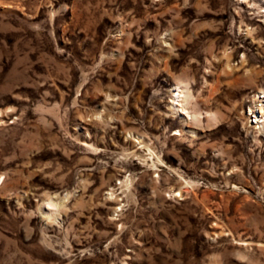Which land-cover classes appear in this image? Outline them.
I'll use <instances>...</instances> for the list:
<instances>
[{
  "label": "rangeland",
  "instance_id": "1",
  "mask_svg": "<svg viewBox=\"0 0 264 264\" xmlns=\"http://www.w3.org/2000/svg\"><path fill=\"white\" fill-rule=\"evenodd\" d=\"M0 264H264V0H0Z\"/></svg>",
  "mask_w": 264,
  "mask_h": 264
},
{
  "label": "built area",
  "instance_id": "2",
  "mask_svg": "<svg viewBox=\"0 0 264 264\" xmlns=\"http://www.w3.org/2000/svg\"><path fill=\"white\" fill-rule=\"evenodd\" d=\"M259 98H260V96H259ZM257 101H259V102H256V105L258 106V105H260V106H263V102L261 101V100H257ZM259 106V107H260ZM255 106H253V107H251V108H246V113L249 115V118H250V121L251 122H257L256 120H255V116L254 115H256L257 114V112H255V108H254ZM257 111V110H256ZM260 118V117H259Z\"/></svg>",
  "mask_w": 264,
  "mask_h": 264
},
{
  "label": "bare ground",
  "instance_id": "3",
  "mask_svg": "<svg viewBox=\"0 0 264 264\" xmlns=\"http://www.w3.org/2000/svg\"><path fill=\"white\" fill-rule=\"evenodd\" d=\"M257 110V109H256ZM255 110V111H256ZM256 118H255V120L257 121V120H259L260 118L259 117H261V115H259V113H257L256 115H254Z\"/></svg>",
  "mask_w": 264,
  "mask_h": 264
}]
</instances>
